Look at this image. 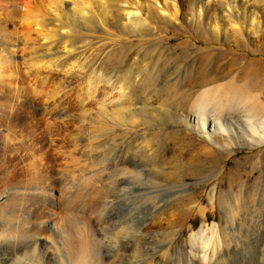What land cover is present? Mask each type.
<instances>
[{"label": "rangeland", "instance_id": "374dc122", "mask_svg": "<svg viewBox=\"0 0 264 264\" xmlns=\"http://www.w3.org/2000/svg\"><path fill=\"white\" fill-rule=\"evenodd\" d=\"M259 42L264 44V0H0V264H16L34 248L28 221L48 212L47 183L55 196L72 179L101 171L96 185L118 195V180L131 181L136 170L146 182L158 172L160 195L167 187L177 193L163 222L143 229L155 230L156 245L171 246L169 260L156 258L158 264H181L180 247L196 254L190 238L201 229L206 237L217 231L220 239L213 237L212 244L224 254L219 264L237 263V253L241 263L264 264V144L243 145L229 133L211 141L192 121L177 118L205 92L208 99L218 97L223 110L242 97L257 104V91L238 74L247 61L233 62L236 56L224 52H241L243 45L252 50ZM210 73L219 80L204 83ZM233 77H239L236 84ZM121 86L130 98L118 107L109 100ZM125 158L133 165L123 164ZM14 181L38 188L17 196L16 207L7 201ZM128 186L136 188L132 181ZM139 188L134 194L146 190ZM58 208L51 217L57 221L83 214L77 207ZM99 213L92 215L98 228L107 237L119 234L126 256L120 264H133V224L120 225L123 216L114 210L111 222ZM120 226L127 228L123 235ZM144 240L142 248L151 242ZM55 248L62 252L59 244L38 247L43 264L61 255Z\"/></svg>", "mask_w": 264, "mask_h": 264}, {"label": "bare ground", "instance_id": "6f19581e", "mask_svg": "<svg viewBox=\"0 0 264 264\" xmlns=\"http://www.w3.org/2000/svg\"><path fill=\"white\" fill-rule=\"evenodd\" d=\"M64 1L65 0H58L59 5L64 4ZM22 3H24V0H21V4ZM175 8L176 6H174V9ZM252 14L254 19L257 13L253 12ZM130 15H132V13L124 12L125 17ZM134 21L135 23H139V20L136 18H134ZM213 29L215 32H218L221 29V27H219L216 23L213 26ZM225 31L226 29H224V33ZM227 43L229 44L230 41L227 40ZM263 48H264L263 42H259L258 47L252 50L249 49L248 46L245 47V45H243L241 52L230 51L227 49L226 52H224L226 54H231L234 57L236 56L237 59L233 60V62H236L240 59L247 61V63H245V67L242 70H240L238 74L240 73L246 74L244 77V86H247L257 91L258 94L256 97L257 104H254V102L250 98L240 97L241 99L235 101L230 100V102L227 103V109L223 110L219 108V104H220L219 98L214 96L215 98L208 99V92H205L204 94H202L203 96L201 100L197 101L196 103L194 102L195 104L191 107L189 114L181 111V113L177 116L178 120H182L183 122L188 124H190L192 121L194 123L193 128L196 129V131H198L200 134L206 136V138H208V140L211 141L214 140V137L216 135H220V137L222 138L223 136L221 135V133H229L228 136L230 140L241 141L243 145L247 144L248 146L252 147L255 146L256 144L257 145L264 144V103H263L264 55L262 54ZM52 65L54 64L52 63ZM250 66H252L251 69L249 68ZM12 67L10 70H13ZM49 68L51 67H48L47 69ZM12 72L9 75H12ZM210 75L211 73L207 74L204 77L206 78L204 83H213L219 80L216 77L212 78V76L210 78ZM92 76L88 77V81L86 83L87 87L91 86V82L93 81ZM44 77L46 78V75ZM238 78L239 77H233L231 83L236 84ZM122 87L123 86H121L120 88H116L118 89L119 93L115 94L116 95L115 97L117 98L118 94L119 96L117 99L116 98L110 99L109 103L113 102L114 106L121 107L123 105L122 103H124L123 99L125 98L128 100L130 98L128 92H125L127 90H124L125 86L124 89ZM106 102H107L106 99H102L101 104L103 105ZM256 105H259V107ZM188 120L190 123L188 122ZM123 164L133 165V161L132 159L128 160L125 158ZM124 169L126 168H123V170ZM131 169H133V167H131ZM123 170L120 171L123 173ZM133 170L135 171V168ZM141 173L142 172L136 170V172H134V175L131 174L133 176L129 175L131 176V181L135 184L136 188L137 187L138 188L143 187V189L146 188V190L140 194H134V193L135 191L140 192L142 190L141 188L137 190L136 188H133L135 190H132L128 186L129 187L128 189L127 185H130L131 181L128 182V179L126 180V178L119 179L118 182L116 183L117 184L116 187L119 191L118 195H116L114 189H111V191L106 192V190L101 188V186H97L95 181L96 178L100 176L101 171H96L92 174L90 173L91 175L89 174V176L87 175L86 177L85 176L81 177L76 181L72 179L70 183L67 181L69 184H65L60 188L57 187L58 190L55 188L57 191L56 192L57 195L55 196L54 195L52 196L50 194V192L53 191L54 189L52 186H50V184L47 185L48 184L47 183L43 191L48 201L46 202V198L44 197L45 202L48 203L49 206V208L47 209L48 212L46 213L42 212L44 214L41 215L40 214L41 211H40L39 212L40 215H36V216L34 215V217L30 216L29 219L31 220L28 221V224H30L32 227L31 230L28 231L29 233L28 235H30L29 239H31V241H33L35 245L34 248L30 252H28L29 254H27V252H23V254L20 257L16 258V264H43L42 262L45 259V257L43 255L41 256L40 253H38V247H42V248L47 247L50 248L51 250V248H54V245L56 244L60 245L63 253L61 251L59 252L61 253V255L57 253V250H59L56 249L57 247L53 249V251L55 250L54 252L56 255L59 254V256L57 255L56 257V261L54 262V264H117V263L120 264L125 259L126 256L123 255L121 252V249L124 247L118 241L119 234L116 233V235H113L112 237H107L108 235H105V231H103L102 228H98L99 225L97 226V222L92 218L93 214L96 215L97 213L100 212L98 216L101 215V217L110 220L112 217L111 211L113 210L116 211L117 213H121L123 216L122 219H120L119 217L120 215H118L117 222H119L120 225H122V223L124 225V221H126V223L133 224L134 226V229H129V230H134V233L130 234L131 236H129L132 237V239L134 238V250L132 252V255L130 254L131 262L133 264H158L156 262V258L161 257V259L165 260L166 263L171 257L170 255L171 246L167 247V245L169 244H167L164 247L156 245L154 243L155 230L151 229V230L143 231V229H147L148 227L150 228L155 227L156 225L159 224L160 221L163 220V218H165L164 217L166 216L165 212L166 211H168V213L170 212L168 206L170 202L175 198L177 193L173 191L171 192L170 187H167L168 191L166 192L165 189L163 188L165 194L160 195L163 194L164 192L162 193L161 189L158 190L159 188L157 186V181L155 179V177L158 175L157 174L158 172L153 173L152 180H149L147 182L142 179L143 175L141 176ZM53 185H55L54 182ZM171 188L173 187L171 186ZM7 189L9 191L8 200H7L8 206H13V205L15 206V203L18 200L16 199L17 196L28 194L26 193V191H33V190H37L38 188H34L33 190H28V188L25 187V185L23 186V183L21 181H14L9 184ZM159 191L161 193L158 194ZM37 194L39 195V193ZM109 199L111 200L108 201ZM76 207L79 208V210L83 211V214L81 216L77 214H66L64 215L63 219L60 221L55 220V218L52 219L53 217H55L54 216L55 212L53 211L54 209L58 208L60 212H63V211H69ZM9 208L10 207H8V209ZM4 210L5 207L3 208V211ZM109 213L111 215H109ZM88 217H90V219H88ZM113 218L116 219L115 216L112 217V219ZM131 226L132 225H130L129 227ZM121 228L119 229L118 232L122 233L121 235H123V233H125L124 231L127 228L126 227H125L126 229L125 228L121 229ZM127 234L128 233L126 232L124 239H127L128 236ZM204 234L205 233H203V230L201 229L191 235L190 238V242L192 243L191 247H196V251H197V252L195 251L196 254H193L194 252L192 251L187 252L185 249H182L181 247L180 249H178L177 255L182 260V262L179 261L181 262V264H213V263L219 264L220 260L222 261L224 260V254H222L221 251L217 249L215 245L212 244V241L214 242L215 239L217 240L220 239L219 235L217 234V231L215 229L214 230L212 229V235L210 237H206L204 236ZM3 235L4 234L2 233L1 237H3ZM147 236L150 238L151 242H149L148 245L146 244L147 245L146 248H142L145 242L144 237L146 239ZM172 237L174 236L172 235ZM213 237H215V239H213ZM126 245H128V243L125 244V246ZM9 247L11 248L10 245ZM209 247H211L210 249L211 255L208 253L209 251L208 252L205 251ZM54 252L52 257H55ZM198 252L199 253L202 252L200 253L201 255ZM236 256H237L236 258H239L237 259V263H231V264H244L241 263L244 261L242 257L243 254L241 256L240 253H237ZM222 264H228V263L224 261Z\"/></svg>", "mask_w": 264, "mask_h": 264}]
</instances>
